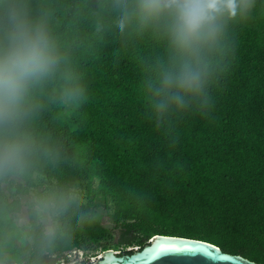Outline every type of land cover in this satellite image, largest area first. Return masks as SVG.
Returning <instances> with one entry per match:
<instances>
[{
  "label": "trees",
  "instance_id": "obj_1",
  "mask_svg": "<svg viewBox=\"0 0 264 264\" xmlns=\"http://www.w3.org/2000/svg\"><path fill=\"white\" fill-rule=\"evenodd\" d=\"M124 2L0 0V32L14 6L45 27L61 57L29 92L31 165L0 179V262L108 250L110 222L116 248L174 236L264 264V0L226 20L204 95L163 113L148 85L171 64L167 37L134 19L121 30ZM77 85L81 95L65 94ZM62 195L74 199L50 238L40 224L49 214L35 203Z\"/></svg>",
  "mask_w": 264,
  "mask_h": 264
},
{
  "label": "clouds",
  "instance_id": "obj_2",
  "mask_svg": "<svg viewBox=\"0 0 264 264\" xmlns=\"http://www.w3.org/2000/svg\"><path fill=\"white\" fill-rule=\"evenodd\" d=\"M253 0H127L123 3L121 30L130 19L142 27H161L172 53L148 87L158 97L161 113L170 106L183 108L189 96H202L210 78L209 56L217 48L226 20L246 11ZM61 57L42 24L30 21L22 10L8 6L5 28L0 32V179L25 171L31 165L33 144L22 125L30 106V89L57 69ZM77 85L66 95L79 96ZM73 195L37 199L38 214H49L46 234L54 237L57 217L66 210ZM83 220V215L81 216Z\"/></svg>",
  "mask_w": 264,
  "mask_h": 264
},
{
  "label": "water",
  "instance_id": "obj_3",
  "mask_svg": "<svg viewBox=\"0 0 264 264\" xmlns=\"http://www.w3.org/2000/svg\"><path fill=\"white\" fill-rule=\"evenodd\" d=\"M93 264H258L224 253L209 243L183 237L154 235L130 254L102 251Z\"/></svg>",
  "mask_w": 264,
  "mask_h": 264
},
{
  "label": "rangeland",
  "instance_id": "obj_4",
  "mask_svg": "<svg viewBox=\"0 0 264 264\" xmlns=\"http://www.w3.org/2000/svg\"><path fill=\"white\" fill-rule=\"evenodd\" d=\"M10 192V189L8 188V193ZM50 194H52L50 192ZM46 199V198H44ZM22 201L24 202V198H22ZM109 213L111 210H107ZM105 208L101 206L99 208V214L105 215ZM17 226L20 228V232L22 236H24V231L27 230L28 227V220H27V213L26 209L23 208L21 214L17 217L15 220ZM48 221V217H41L40 219V224L46 229V223ZM111 223H107V227L112 231V235L114 240L111 242L110 249L115 250L117 253L121 254L123 251H130L139 248L138 246H133V245H127V244H120L118 245V248L115 247L117 245L119 236H120V230L119 229H114L113 226L110 225ZM21 244V241H19ZM101 249H94L93 251H72L70 254L67 253L65 256V259L68 260V263L65 261V259H57L53 262V264H93L95 259L99 256L101 253ZM0 264H13L9 259H6Z\"/></svg>",
  "mask_w": 264,
  "mask_h": 264
},
{
  "label": "flooded vegetation",
  "instance_id": "obj_5",
  "mask_svg": "<svg viewBox=\"0 0 264 264\" xmlns=\"http://www.w3.org/2000/svg\"><path fill=\"white\" fill-rule=\"evenodd\" d=\"M115 251V250H114Z\"/></svg>",
  "mask_w": 264,
  "mask_h": 264
}]
</instances>
